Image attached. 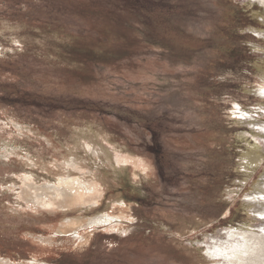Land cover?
<instances>
[{"label":"rangeland","instance_id":"374dc122","mask_svg":"<svg viewBox=\"0 0 264 264\" xmlns=\"http://www.w3.org/2000/svg\"><path fill=\"white\" fill-rule=\"evenodd\" d=\"M253 13L244 0H0V264H208L207 236L258 226L242 204L264 138L240 141L252 128L232 115L264 124ZM71 156L96 203L26 196L27 182L57 185ZM100 215L113 230L86 224Z\"/></svg>","mask_w":264,"mask_h":264},{"label":"bare ground","instance_id":"6f19581e","mask_svg":"<svg viewBox=\"0 0 264 264\" xmlns=\"http://www.w3.org/2000/svg\"><path fill=\"white\" fill-rule=\"evenodd\" d=\"M244 1L247 2V5H256L258 9L264 12V0ZM253 15L259 17L258 15L260 14L253 13ZM260 18L262 22H264V16L260 15ZM251 31V33L254 34L257 39L264 40L263 30L255 29ZM250 48L252 51L258 50L259 53L263 55L261 59L264 62V52L261 49L262 47L258 46L255 43L251 44ZM255 65L256 69L259 71L258 77L261 81V84L254 86V90H252L251 93L261 99H264V65H258L257 63ZM246 92L250 93V91L248 90ZM259 101L260 100H258V103ZM263 104L264 100L261 104H258L257 112H262L261 114L264 116ZM232 115H237V117L235 116L237 118V121L249 124L252 128L250 136H244L242 137V139H239L240 141L249 139L250 137L260 140L264 138V124L251 122L254 119V116L253 114H251V112L244 110L241 106L235 105ZM256 131L260 133L257 134ZM261 133L263 135H261ZM86 145V147H88L89 144L87 143ZM248 151L249 150H247V153L243 155V161L247 163L248 166L256 164L259 158L258 155H251L250 153H248ZM107 155L109 154L107 153ZM114 157V162L118 166L129 163V160L131 161L130 158L122 156L121 154H116L114 155ZM77 163L73 156H71L69 160L65 162V175L63 178L59 179L57 185L50 186L49 184H43L41 186H35L30 185L27 182V184H25V187L33 191V196H31V194H28L26 196L30 197L32 201L38 202L43 206L58 205L61 208L67 207L69 209L73 207H82L84 204L88 203H96L100 199V195L98 196V194L102 191V189L100 188V185L95 182V179L93 180V176L89 174L87 175L82 172V166H79L80 164L78 165ZM134 165L137 168H143V163L141 161H138ZM240 168L244 172H249L250 170L247 166L242 165V162ZM255 184L256 185L254 187L247 189V194L245 195L246 198L242 204V208L243 210L248 211L254 216H257L258 219L256 217L255 218L257 220H260V224L257 226L254 225L255 222L250 225L246 223L232 229H224L221 234L218 233L216 235L207 236V240L203 241L202 244L205 246L206 256L210 260L208 264H264V173L263 179ZM231 196L232 195H230V197ZM124 212L125 211L123 210L121 211V213ZM80 220H67L66 223L60 225L62 228L59 232L69 234L76 231L80 227L83 228L85 226V222L83 223V220ZM86 224H88L90 227L101 226L103 224H109L110 226L112 225L111 220L105 215H100L99 217L89 219ZM253 227L256 228L255 231L252 230ZM109 230H113V227L111 226ZM74 234L77 235V238H84V236H81L82 232L81 234L79 232H76ZM202 252L204 253V251Z\"/></svg>","mask_w":264,"mask_h":264}]
</instances>
